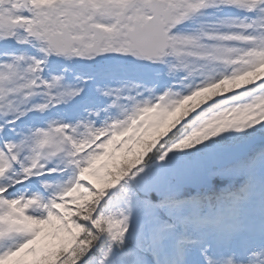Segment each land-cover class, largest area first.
Masks as SVG:
<instances>
[{
    "label": "snow or ice",
    "instance_id": "obj_1",
    "mask_svg": "<svg viewBox=\"0 0 264 264\" xmlns=\"http://www.w3.org/2000/svg\"><path fill=\"white\" fill-rule=\"evenodd\" d=\"M0 264H264V0H0Z\"/></svg>",
    "mask_w": 264,
    "mask_h": 264
},
{
    "label": "rangeland",
    "instance_id": "obj_2",
    "mask_svg": "<svg viewBox=\"0 0 264 264\" xmlns=\"http://www.w3.org/2000/svg\"><path fill=\"white\" fill-rule=\"evenodd\" d=\"M89 178L92 180V182H93V183H95V184H96V186H97V187L101 186V184H102V181H100V180H97V179H95V178H92V177H89Z\"/></svg>",
    "mask_w": 264,
    "mask_h": 264
}]
</instances>
